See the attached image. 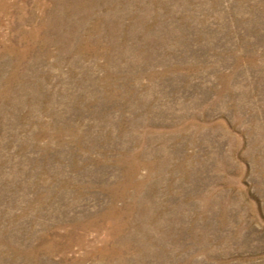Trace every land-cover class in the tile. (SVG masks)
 Returning <instances> with one entry per match:
<instances>
[{
    "label": "rangeland",
    "instance_id": "obj_1",
    "mask_svg": "<svg viewBox=\"0 0 264 264\" xmlns=\"http://www.w3.org/2000/svg\"><path fill=\"white\" fill-rule=\"evenodd\" d=\"M0 264H264V0H0Z\"/></svg>",
    "mask_w": 264,
    "mask_h": 264
}]
</instances>
